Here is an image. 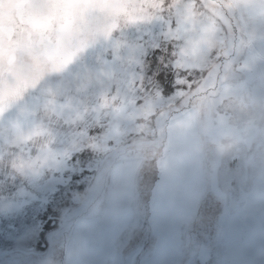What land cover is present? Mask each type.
<instances>
[{
    "label": "clouds",
    "instance_id": "9594fccd",
    "mask_svg": "<svg viewBox=\"0 0 264 264\" xmlns=\"http://www.w3.org/2000/svg\"><path fill=\"white\" fill-rule=\"evenodd\" d=\"M233 162L245 195L209 214ZM0 238L32 264H264V0H0Z\"/></svg>",
    "mask_w": 264,
    "mask_h": 264
},
{
    "label": "rangeland",
    "instance_id": "374dc122",
    "mask_svg": "<svg viewBox=\"0 0 264 264\" xmlns=\"http://www.w3.org/2000/svg\"><path fill=\"white\" fill-rule=\"evenodd\" d=\"M106 160L95 159L89 164V170L93 168L103 169L106 165ZM242 169L240 166L235 164H229L224 166L222 169L221 180L215 190L207 194L206 211L209 214H214L217 208V201L225 192H231L232 194L243 197L246 189L245 184L241 180ZM72 182L69 180V184ZM102 191L99 186L96 192ZM95 192L87 197V199H94ZM70 213L73 216H78L82 209H70ZM10 239V238H9ZM232 237L226 235L225 249L227 250L228 245L231 243ZM151 260L150 264H163V254L161 251H154L150 253ZM0 264H32L31 254L24 249L13 248L8 240L0 238Z\"/></svg>",
    "mask_w": 264,
    "mask_h": 264
}]
</instances>
